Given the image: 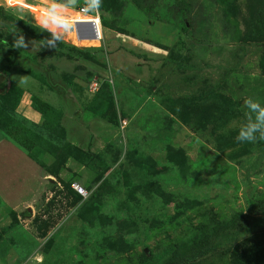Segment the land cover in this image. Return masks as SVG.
Masks as SVG:
<instances>
[{
  "label": "rangeland",
  "instance_id": "obj_1",
  "mask_svg": "<svg viewBox=\"0 0 264 264\" xmlns=\"http://www.w3.org/2000/svg\"><path fill=\"white\" fill-rule=\"evenodd\" d=\"M64 2L25 3L66 16L82 0ZM99 10L110 25L88 49L0 0V71L41 83L104 72L91 149L50 144L0 113L13 138L52 156L57 178L31 214L7 216L0 264H264V0H103Z\"/></svg>",
  "mask_w": 264,
  "mask_h": 264
},
{
  "label": "crops",
  "instance_id": "obj_2",
  "mask_svg": "<svg viewBox=\"0 0 264 264\" xmlns=\"http://www.w3.org/2000/svg\"><path fill=\"white\" fill-rule=\"evenodd\" d=\"M82 71L83 74H94L91 83L82 81V75L72 76L67 82L61 80L59 83L57 80L50 81L46 77V83H41L37 78L22 72L0 71V93H5L10 86H15L20 91L12 115L44 141L59 145L58 140H60L64 148L91 149L90 146L94 144L92 136L96 132L97 124H103V118L93 104L96 95L90 91V87L93 82L101 84L103 80L101 81L98 76H102L104 72L100 73L89 68ZM103 76H107V73ZM110 83L112 84V79ZM36 85H39L40 89ZM111 88L114 91V86ZM34 101L46 105L57 113L58 127L63 131L62 138L55 137L47 130L49 125L53 124L50 116L47 115L45 118L34 107ZM3 158L7 161H0V235L7 216L11 221L13 216L15 220L20 219L23 209L31 214L29 207L37 204L39 195L42 196L50 188L52 179H57L49 170L53 163L52 156L40 149L29 151L0 130V160ZM63 167L71 168L70 158L63 162ZM43 201L46 203L47 199ZM25 259H20L21 264L29 263L24 262ZM33 260H37V263L41 262L37 257Z\"/></svg>",
  "mask_w": 264,
  "mask_h": 264
},
{
  "label": "built area",
  "instance_id": "obj_3",
  "mask_svg": "<svg viewBox=\"0 0 264 264\" xmlns=\"http://www.w3.org/2000/svg\"><path fill=\"white\" fill-rule=\"evenodd\" d=\"M5 1L10 7L19 6L28 10V12H30L34 16L39 15L42 16L43 18L45 17L48 20H50L49 15L47 14L50 12V10H47L46 12V10H44L43 8L37 9L34 6L26 4L25 2L27 0H21L20 3H15V2L10 3L9 0H5ZM24 5H29L30 7ZM57 5L66 9V7L60 4ZM50 13L56 16L67 18V22L64 24L62 28L66 27V32L70 34L71 38H73V40L76 43H81L83 41L85 43H89L87 45L88 47L86 48H101L102 44H104L103 28L105 26L102 25L100 10L96 9L95 5L92 3V0H82L81 4L75 8L74 13L72 15L63 16L62 14L57 12L56 13L50 12ZM78 24L82 26L80 28H77ZM91 33L94 35V38L89 39L88 36ZM116 33L118 37L120 36V39H122L123 42L126 41L127 36L121 37L119 32ZM90 40L95 43H92L91 45ZM98 88H99L98 82H93L91 84L90 91L93 94H95L98 91ZM71 187L72 190L77 194L78 197H80L81 200L87 198L88 196L87 191H85L82 187H80V185L72 184Z\"/></svg>",
  "mask_w": 264,
  "mask_h": 264
},
{
  "label": "trees",
  "instance_id": "obj_4",
  "mask_svg": "<svg viewBox=\"0 0 264 264\" xmlns=\"http://www.w3.org/2000/svg\"><path fill=\"white\" fill-rule=\"evenodd\" d=\"M57 3H59L60 5L66 7V3L64 2V0H56ZM101 20L102 22H105L107 23V25H104L103 23V26L105 27H108L110 24L107 22V20L103 17L102 13H101ZM90 49V48H88ZM96 49V48H94ZM92 75L90 73H87V75L84 77L82 76L81 79L82 81H84L85 83L89 84L91 83L93 80H92ZM101 85V84H100ZM100 85H99V88H100ZM3 87V85H2ZM12 90L17 92V96L15 97L14 94H12ZM99 90V89H98ZM97 93H95L96 95ZM19 97H20V91L15 87V86H10L8 88V90L5 92V93H0V113L2 115H6L8 116L9 118H12L14 121H17V122H20L19 120L15 119L14 116L12 115V111L13 109L15 108L18 100H19ZM13 98V99H12ZM33 105L34 107L39 110L46 118L47 115L50 116V119H51V114L50 112H53L52 110L49 109V107H47L46 105L44 104H40L38 101H34L33 102ZM0 114V115H1ZM12 116V117H11ZM0 119H1V116H0ZM53 122V121H51ZM52 127V124L49 125L48 127V131H50L52 134V130L50 129ZM57 127H58V123H57ZM58 129L61 131V133L63 132L62 129L60 127H58ZM0 130L5 133L7 136L11 137L13 140H15L18 144H20L21 146H23L20 142H18L15 138H13L9 133L8 131L4 128V126H1L0 124ZM31 133H33L35 136L39 137L41 140H43V138H41L37 133H34L33 131H31ZM54 135V134H53ZM55 136V135H54ZM63 137V133H62V136L60 138ZM44 141V140H43ZM25 149L31 151V150H34L33 148H27L26 146H23ZM77 199L78 200H81L80 197L77 196ZM15 219V217H14Z\"/></svg>",
  "mask_w": 264,
  "mask_h": 264
},
{
  "label": "clouds",
  "instance_id": "obj_5",
  "mask_svg": "<svg viewBox=\"0 0 264 264\" xmlns=\"http://www.w3.org/2000/svg\"><path fill=\"white\" fill-rule=\"evenodd\" d=\"M10 3H20L21 0H9ZM92 3L95 5L96 9L99 10L102 8L103 6V0H92ZM24 6H27V7H30L29 5H24ZM47 12V10H46ZM49 15V19L51 20V23L53 26H60V27H63L64 24L67 22V18L66 17H61V16H56V15H53L51 14L50 12L47 13ZM45 26H47V24H45ZM251 107L253 109H256L258 107V105L256 104H252ZM260 119H264V109H261L260 110V116H259ZM254 130V129H253ZM264 138V137H262ZM244 139H247V140H251L252 139V134H251V131H249L248 133H244V132H241L240 135L237 137V140H244Z\"/></svg>",
  "mask_w": 264,
  "mask_h": 264
},
{
  "label": "water",
  "instance_id": "obj_6",
  "mask_svg": "<svg viewBox=\"0 0 264 264\" xmlns=\"http://www.w3.org/2000/svg\"><path fill=\"white\" fill-rule=\"evenodd\" d=\"M82 25L78 24L77 25V28H80ZM89 39H92L94 38V35L91 33L89 36H88ZM30 212V211H29Z\"/></svg>",
  "mask_w": 264,
  "mask_h": 264
},
{
  "label": "bare ground",
  "instance_id": "obj_7",
  "mask_svg": "<svg viewBox=\"0 0 264 264\" xmlns=\"http://www.w3.org/2000/svg\"><path fill=\"white\" fill-rule=\"evenodd\" d=\"M51 21V20H50ZM103 25V24H102Z\"/></svg>",
  "mask_w": 264,
  "mask_h": 264
}]
</instances>
